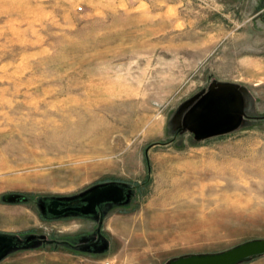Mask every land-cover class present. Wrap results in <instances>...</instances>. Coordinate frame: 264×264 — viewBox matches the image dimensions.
<instances>
[{"label":"rangeland","instance_id":"1","mask_svg":"<svg viewBox=\"0 0 264 264\" xmlns=\"http://www.w3.org/2000/svg\"><path fill=\"white\" fill-rule=\"evenodd\" d=\"M261 241L264 0H0V264Z\"/></svg>","mask_w":264,"mask_h":264},{"label":"water","instance_id":"2","mask_svg":"<svg viewBox=\"0 0 264 264\" xmlns=\"http://www.w3.org/2000/svg\"><path fill=\"white\" fill-rule=\"evenodd\" d=\"M264 254V242H253L216 256L186 258L175 264H235L238 261Z\"/></svg>","mask_w":264,"mask_h":264}]
</instances>
